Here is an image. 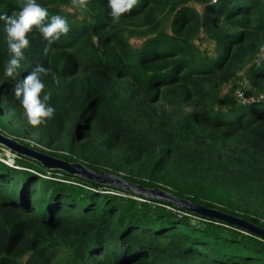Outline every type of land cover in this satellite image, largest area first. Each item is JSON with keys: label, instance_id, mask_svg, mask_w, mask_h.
I'll use <instances>...</instances> for the list:
<instances>
[{"label": "trees", "instance_id": "obj_1", "mask_svg": "<svg viewBox=\"0 0 264 264\" xmlns=\"http://www.w3.org/2000/svg\"><path fill=\"white\" fill-rule=\"evenodd\" d=\"M166 1L138 0L114 22L107 0H87L80 17L59 7L73 6L72 0H36L48 10L45 24L59 15L70 30L45 55L46 42L34 27L15 79L5 75L11 53L0 21V116L20 112L12 88L43 65L50 69L41 80L55 113L37 127L24 114L23 122L54 142L66 141L62 153L68 154L57 157L264 227V100L240 102L218 93V85L264 46V2L198 0L204 2L198 12L181 0L167 17ZM24 2L0 0V14L16 17ZM134 18L146 19L138 47L122 24ZM199 28L214 40L212 56L203 55L190 37ZM262 52L245 68L246 80L259 89ZM123 80L142 94L121 92ZM163 94L175 106L192 107L160 113L155 105ZM234 135L255 153H227ZM17 156L37 166L0 159V264H51L61 250L60 264H264V238L258 235ZM45 170L64 177L36 173ZM188 214L202 221L192 222Z\"/></svg>", "mask_w": 264, "mask_h": 264}, {"label": "rangeland", "instance_id": "obj_2", "mask_svg": "<svg viewBox=\"0 0 264 264\" xmlns=\"http://www.w3.org/2000/svg\"><path fill=\"white\" fill-rule=\"evenodd\" d=\"M180 4H181V0H167L166 2H164L163 10L164 13H166L167 17L170 16L173 7H178ZM185 4L194 6L198 12H201L204 6V2L198 0H186ZM59 7L64 12L71 15L72 17L81 16L82 11L79 8H74L73 6L62 5V4H60ZM161 16H163V14H161ZM145 20L146 19L143 18L122 20V24L124 25L123 27L124 34L128 39V41L130 42V44L134 47H138L140 41L144 37V35L141 32L143 30V23L145 22ZM165 27H167V24H165ZM135 29H140V31L136 32ZM190 37L194 42V44L198 46V48L200 49L203 55L209 57L214 54V46H215L214 40L208 34H206L202 29L199 28L197 32L190 35ZM263 50H264V46L261 49H259V51L255 55H253L247 62H245L239 70L236 71V73L233 75V78L220 83L218 85V93L220 95L223 94L232 95L236 99V101L237 100L240 101L242 98H252L255 101L264 100V89L252 87L245 78L246 66L250 63L251 60H253L258 56H261L263 54L262 52ZM117 88L121 92H124L129 96H137L138 93H141L140 89L132 86L128 80L121 81L117 86ZM155 107L160 113L174 115L175 111H184L188 108H191L192 105L188 103H181L175 106L173 103L168 102L163 94L161 98L158 100ZM22 110L23 109L20 105V112H14L16 113L15 116L12 115L13 111H10L0 116V131L2 133L13 137L14 139L18 140L21 143H24L35 149L44 151L46 153L54 154L56 156H61V154H68V153H62L63 152L62 150L66 152L68 148L66 141H62V139H60L59 142H54L53 140H50L51 139L50 134L48 133L44 134L43 129H39V128L31 129L28 126H26V124L23 122L24 117ZM147 120L149 119L146 118L142 122ZM152 122L153 125L157 124L156 121H152ZM46 140L51 141V143L49 144L44 143ZM227 143L229 147L227 153H255V151L251 147L246 146L245 139L240 135H234L230 137ZM114 157H117V155L114 154ZM0 159H2L4 162H6L9 165L17 166L18 160H21L22 158L20 156H17L15 152L0 145ZM22 160H24L23 162L26 161L27 163H29L28 164L29 166H37L32 161H28L25 159ZM35 169L41 171V169H39L38 167ZM36 173L42 176L57 175L64 177L63 175L58 174L57 172H50L48 170H45V172L42 174L38 172ZM188 217L192 222L202 221L200 217L193 216L192 214H188ZM62 260H63V251L61 250L57 252L55 256L52 258L51 264H60L62 263Z\"/></svg>", "mask_w": 264, "mask_h": 264}, {"label": "clouds", "instance_id": "obj_3", "mask_svg": "<svg viewBox=\"0 0 264 264\" xmlns=\"http://www.w3.org/2000/svg\"><path fill=\"white\" fill-rule=\"evenodd\" d=\"M107 2L109 16L114 22H118L121 16L131 12L138 0H107ZM213 3H215V0H213ZM72 5L74 8H86L87 0H72ZM47 18L48 10L38 4L36 0H25L21 11L16 17L0 14V21L5 24L8 50L11 53V58L5 67L7 77L16 78L21 61L25 58L24 50L30 46V41L27 38L28 33L34 27L38 29L46 42L43 49L45 55L52 44L70 30L64 17L52 16L50 22L45 24L44 21ZM49 73L50 69L38 64L22 80L15 83L12 88L14 97L19 101L23 114L32 127L45 123L55 113L54 107L49 106L47 103L51 98V93L44 92L45 85L41 80V75L46 76ZM53 78L55 79V77Z\"/></svg>", "mask_w": 264, "mask_h": 264}, {"label": "water", "instance_id": "obj_4", "mask_svg": "<svg viewBox=\"0 0 264 264\" xmlns=\"http://www.w3.org/2000/svg\"><path fill=\"white\" fill-rule=\"evenodd\" d=\"M0 145L17 154L24 155L38 161L44 168L61 170L67 174L94 181L102 185H109L136 195L163 200L183 210L198 213L204 217H207L208 219H214L215 221L218 220L224 224L238 227L242 230L264 238V227L258 226L242 217L173 195L166 189L158 186L147 187L123 178L119 174L104 169L94 170L79 161H70L54 156L21 143L13 137L2 133L1 131Z\"/></svg>", "mask_w": 264, "mask_h": 264}, {"label": "built area", "instance_id": "obj_5", "mask_svg": "<svg viewBox=\"0 0 264 264\" xmlns=\"http://www.w3.org/2000/svg\"><path fill=\"white\" fill-rule=\"evenodd\" d=\"M253 101L252 98H242L240 102Z\"/></svg>", "mask_w": 264, "mask_h": 264}]
</instances>
